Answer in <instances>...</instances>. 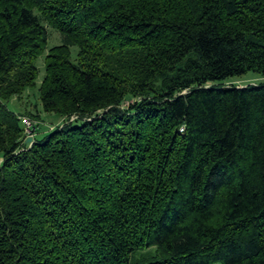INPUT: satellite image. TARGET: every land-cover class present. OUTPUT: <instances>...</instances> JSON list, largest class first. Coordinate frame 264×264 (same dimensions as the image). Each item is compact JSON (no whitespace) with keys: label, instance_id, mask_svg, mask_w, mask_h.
<instances>
[{"label":"trees","instance_id":"obj_1","mask_svg":"<svg viewBox=\"0 0 264 264\" xmlns=\"http://www.w3.org/2000/svg\"><path fill=\"white\" fill-rule=\"evenodd\" d=\"M40 57L65 123L28 146L6 105ZM247 73L264 0H0V264H264V83L227 86Z\"/></svg>","mask_w":264,"mask_h":264},{"label":"rangeland","instance_id":"obj_2","mask_svg":"<svg viewBox=\"0 0 264 264\" xmlns=\"http://www.w3.org/2000/svg\"><path fill=\"white\" fill-rule=\"evenodd\" d=\"M50 39L48 38L47 42V49L57 45L59 42L57 40V36L54 35V31H48V34H52ZM35 66L37 68V78L35 81V85L33 88L27 90L20 98V100H12L6 105V110L11 112L15 116H22L26 117L25 114L22 115L24 112H38L39 119L32 120L36 123V129L38 134L45 133L50 130V128H55L56 125L59 126L64 120H56L54 118H50L48 115L41 112L40 103H39V95H38V88L41 84L43 75H44V66H43V57H40L36 62ZM264 83V79L260 76H257L252 73H247L240 78H233L231 79L227 86L234 85L236 87H244L249 85H259ZM39 135V136H40ZM152 252V251H150Z\"/></svg>","mask_w":264,"mask_h":264},{"label":"built area","instance_id":"obj_3","mask_svg":"<svg viewBox=\"0 0 264 264\" xmlns=\"http://www.w3.org/2000/svg\"><path fill=\"white\" fill-rule=\"evenodd\" d=\"M72 120L73 119H71V121ZM20 123H21V125L23 127V133H24V136H25V140L26 139H31V142H32V139H33V137L35 135V132L37 130L36 129V123L34 121H32L31 119L27 118V117H21L20 118ZM52 129H53V127L50 128V130H52ZM29 144L24 143V145H28V146H29Z\"/></svg>","mask_w":264,"mask_h":264},{"label":"water","instance_id":"obj_4","mask_svg":"<svg viewBox=\"0 0 264 264\" xmlns=\"http://www.w3.org/2000/svg\"><path fill=\"white\" fill-rule=\"evenodd\" d=\"M31 142V139H26L25 143L29 144Z\"/></svg>","mask_w":264,"mask_h":264}]
</instances>
